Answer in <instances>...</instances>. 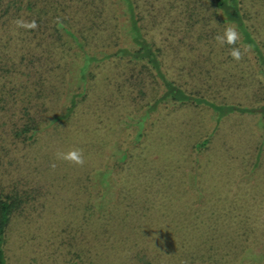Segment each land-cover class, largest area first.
<instances>
[{"label": "rangeland", "instance_id": "rangeland-1", "mask_svg": "<svg viewBox=\"0 0 264 264\" xmlns=\"http://www.w3.org/2000/svg\"><path fill=\"white\" fill-rule=\"evenodd\" d=\"M183 3L154 0L164 10L149 26L167 77L216 103H264L248 62L221 53L216 34L200 42L199 25L184 31ZM245 8L264 41V0H245ZM65 66L46 75L58 88L47 118L68 97ZM93 70L73 118L35 142H12L0 118V193L24 200L7 231L8 264H180L183 231L194 233L187 242L199 252L212 232L209 243L229 251L231 231L244 219L258 241L233 246L263 254L264 119L235 113L218 121L207 106L170 99L145 119L165 91L152 71L134 84L124 65ZM72 81V88L84 86ZM72 149L81 150L83 164L57 157ZM105 170L102 187L91 179Z\"/></svg>", "mask_w": 264, "mask_h": 264}, {"label": "trees", "instance_id": "trees-1", "mask_svg": "<svg viewBox=\"0 0 264 264\" xmlns=\"http://www.w3.org/2000/svg\"><path fill=\"white\" fill-rule=\"evenodd\" d=\"M183 4L187 13L184 31L192 32L199 25L201 30L197 38L200 42L221 34L226 25L237 28L240 34L237 45L221 44L219 50L234 60L229 50L239 46L240 59L254 69L252 76L259 77L260 89H264V41L251 23L252 15L245 8V0H185ZM163 10L155 7L154 0H0V118L7 126V137L12 142L32 143L47 128L69 122L87 94L89 77L96 78L93 69L112 63L126 67L130 73L128 82L133 80L135 84L137 77L150 71L161 80L164 94L149 106L145 119L167 99L181 105L207 106L214 111L218 121L235 113L264 119V103H216L201 91L185 89L167 77L163 71L162 48L154 42L153 29L149 26L151 21L158 25ZM33 21L35 27L25 26ZM212 49L211 45L209 51ZM15 54L19 61L14 60ZM68 56H72L69 63ZM63 63L68 64V97L58 112L47 118L49 103L58 88L46 75L55 68L64 69ZM66 74L61 73V80L66 79ZM72 76L84 86L72 88ZM142 135L140 131L139 138ZM207 144L208 140H205L200 146ZM127 157L123 154L121 159L125 161ZM109 172H98L91 180L105 187ZM23 203V197L19 195L0 193V264H8L7 231L14 213L23 207ZM241 224L242 227L236 226L231 231L227 241L231 246L229 251L209 243L215 238L212 232L207 236L204 251L199 252L187 242L188 236L193 237L194 233L183 231L180 264H264V253L254 252V246L239 251L233 246L237 242L256 244L258 241L252 238L253 231L245 228L247 220Z\"/></svg>", "mask_w": 264, "mask_h": 264}, {"label": "clouds", "instance_id": "clouds-1", "mask_svg": "<svg viewBox=\"0 0 264 264\" xmlns=\"http://www.w3.org/2000/svg\"><path fill=\"white\" fill-rule=\"evenodd\" d=\"M27 27H35V22L33 21L31 24L25 25ZM215 39L220 44L227 45H237V41L240 39V34L237 31V28L234 25H226L221 34H217ZM229 55L234 60H240L242 56V51L239 46L231 47L229 50ZM57 157L64 160H69L75 162L77 164H83L84 159L79 149H72L67 152L57 153ZM54 166V165H53Z\"/></svg>", "mask_w": 264, "mask_h": 264}]
</instances>
